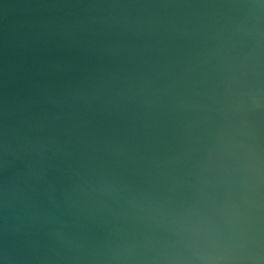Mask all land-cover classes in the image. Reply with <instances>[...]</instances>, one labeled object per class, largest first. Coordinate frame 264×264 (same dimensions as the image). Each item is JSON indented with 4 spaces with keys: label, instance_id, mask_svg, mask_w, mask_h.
Returning <instances> with one entry per match:
<instances>
[{
    "label": "water",
    "instance_id": "obj_1",
    "mask_svg": "<svg viewBox=\"0 0 264 264\" xmlns=\"http://www.w3.org/2000/svg\"><path fill=\"white\" fill-rule=\"evenodd\" d=\"M0 264H264V0H0Z\"/></svg>",
    "mask_w": 264,
    "mask_h": 264
}]
</instances>
